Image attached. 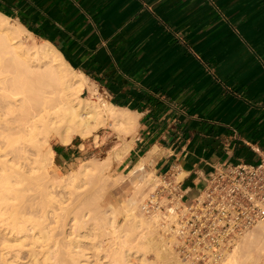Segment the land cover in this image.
Here are the masks:
<instances>
[{"label":"crops","instance_id":"0c3cea01","mask_svg":"<svg viewBox=\"0 0 264 264\" xmlns=\"http://www.w3.org/2000/svg\"><path fill=\"white\" fill-rule=\"evenodd\" d=\"M0 13L137 115L122 163L171 173L185 203L215 166L264 155V0H0Z\"/></svg>","mask_w":264,"mask_h":264},{"label":"bare ground","instance_id":"6f19581e","mask_svg":"<svg viewBox=\"0 0 264 264\" xmlns=\"http://www.w3.org/2000/svg\"><path fill=\"white\" fill-rule=\"evenodd\" d=\"M25 35L34 40L0 13V264H147L149 251L164 264H188L159 215L145 218L139 208L155 183L143 175L142 160L116 179L133 187L120 204L123 224L117 226L118 208L102 205L101 192L111 184L106 173L129 153L137 115L103 100L52 45L27 43ZM105 127L117 145L102 162L92 158L57 180L48 176L51 138L65 146L74 137L97 140L94 133ZM253 227L221 264H255L253 254H264V226Z\"/></svg>","mask_w":264,"mask_h":264},{"label":"built area","instance_id":"2783aa9c","mask_svg":"<svg viewBox=\"0 0 264 264\" xmlns=\"http://www.w3.org/2000/svg\"><path fill=\"white\" fill-rule=\"evenodd\" d=\"M155 176L140 209L146 216L159 215L160 226L173 238V248L184 263L221 264L249 229L264 226V155L256 164L215 166L188 203L171 173Z\"/></svg>","mask_w":264,"mask_h":264},{"label":"rangeland","instance_id":"374dc122","mask_svg":"<svg viewBox=\"0 0 264 264\" xmlns=\"http://www.w3.org/2000/svg\"><path fill=\"white\" fill-rule=\"evenodd\" d=\"M24 38H25V41L27 43H32V42L33 43H35V42L36 43H40L39 40H35V39L32 40L27 35H25ZM97 90L101 94L102 99L109 102V100L107 98V95H105V93L99 87H97ZM82 96H83V98H88L89 97L87 90H85L83 92ZM111 130H112L111 128L105 127V128H102V129L98 130L97 132H95L94 135L98 136L97 140H94V136H91V137L86 138V139H80L78 137H74V139H73L71 144H72V146L73 145H77L79 143L83 144V146H81V152H79L78 155H75L69 161H66V162H63V161H61L59 159H55L54 158L53 159V164L51 166H49L48 169H47L48 176L51 177L52 179H55V177H56V180H57L58 177L65 176L69 172L75 170L78 167V165L80 164L81 161H86V160H89V159H92V158H94L95 161H97V162H102L103 158L106 156L108 151L114 149L115 146L117 145L116 135ZM135 136H136V134H135ZM50 145H51L52 148H54V147H56L57 145H60V144H59V141L56 138L53 137V138L50 139ZM127 155H128V153L125 155V157ZM122 162L119 163V164L113 162L112 164H114V165H112V164L110 165L111 168L108 169L106 175L110 177L109 182H108L107 185H109L110 183L111 184L109 186H106L105 187L106 189L103 192H101V196H103V198H102L103 200L101 201L103 203L102 204L103 207H105L108 204H111L112 206H115L116 209L118 208V210H119L118 211L119 214L116 215V222H118L117 223L118 227L120 225H122L123 222H124L123 214L120 213L121 212L120 209L122 207L121 205L124 204L126 199L129 196H131L132 192H133V187H132V185L130 184V182L127 179L122 180L123 182H121V183L117 182V181H120V180H116L117 176H119L121 174L126 175L129 172V170L131 169V167H127L126 164L122 163ZM143 175L148 176L149 179L153 180V183L154 182L156 183L157 178H156L155 172L153 170H148L145 167V170L143 171ZM153 187H154V185L151 186V189L149 187L144 192L145 198L150 193V190L153 189ZM145 198H143V199H145ZM141 204H142V202H141ZM139 210H137V213H138ZM144 217L147 218L149 216L145 215ZM254 228L255 227L249 229L247 231V233L250 232L251 230H253ZM247 233L244 234V237H245V235ZM160 234H162L164 236L163 233L160 232ZM115 235H116V233H115ZM115 235L113 234L114 238H115ZM110 237H108V239ZM112 238L113 237H111L109 240H111ZM241 238L237 241V243L233 247H235L237 244L238 245L236 246V248L241 245V243L243 241V238L242 239ZM253 257H254V259L257 260V262L255 264H264V254H262L260 252H256V253L253 254ZM145 258L147 260V264H164L160 260H158V261L155 260L154 253L152 251H149V252L145 253ZM244 264H254V263L253 262H246Z\"/></svg>","mask_w":264,"mask_h":264},{"label":"trees","instance_id":"16d2710c","mask_svg":"<svg viewBox=\"0 0 264 264\" xmlns=\"http://www.w3.org/2000/svg\"><path fill=\"white\" fill-rule=\"evenodd\" d=\"M53 150H54L55 152H57V151H58L56 147H54V148H53Z\"/></svg>","mask_w":264,"mask_h":264}]
</instances>
